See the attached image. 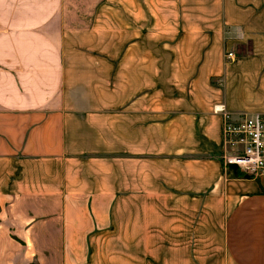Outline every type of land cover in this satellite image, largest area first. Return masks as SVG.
Segmentation results:
<instances>
[{
    "label": "crops",
    "instance_id": "1",
    "mask_svg": "<svg viewBox=\"0 0 264 264\" xmlns=\"http://www.w3.org/2000/svg\"><path fill=\"white\" fill-rule=\"evenodd\" d=\"M217 102L264 111V0H0V264H264Z\"/></svg>",
    "mask_w": 264,
    "mask_h": 264
},
{
    "label": "built area",
    "instance_id": "2",
    "mask_svg": "<svg viewBox=\"0 0 264 264\" xmlns=\"http://www.w3.org/2000/svg\"><path fill=\"white\" fill-rule=\"evenodd\" d=\"M228 50L226 57L233 59ZM222 116V146L219 155L224 166L234 165L251 176L264 174V111L233 112L223 102L213 105Z\"/></svg>",
    "mask_w": 264,
    "mask_h": 264
},
{
    "label": "trees",
    "instance_id": "3",
    "mask_svg": "<svg viewBox=\"0 0 264 264\" xmlns=\"http://www.w3.org/2000/svg\"><path fill=\"white\" fill-rule=\"evenodd\" d=\"M29 264H33V263H29Z\"/></svg>",
    "mask_w": 264,
    "mask_h": 264
}]
</instances>
